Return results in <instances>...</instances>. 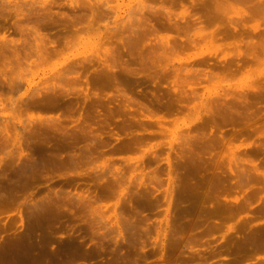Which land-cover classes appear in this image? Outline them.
I'll list each match as a JSON object with an SVG mask.
<instances>
[{"label":"rangeland","instance_id":"rangeland-1","mask_svg":"<svg viewBox=\"0 0 264 264\" xmlns=\"http://www.w3.org/2000/svg\"><path fill=\"white\" fill-rule=\"evenodd\" d=\"M46 1L0 0V36L22 41L0 50V204L16 193L14 205H0V243L14 248L6 250L9 255L0 251V264H46L49 255L34 256L30 246L38 241L46 247L47 240L50 248L64 249L60 257L72 255L75 264H264V96L257 90H264V64L259 67L246 55L224 58L223 51L215 53L201 40L187 46L185 31H170L184 45L177 53L154 45L157 35L169 31H150L146 43L134 39L147 20L158 27L164 21L142 1L152 8L171 6L174 13L188 6L192 15L198 12L195 18L201 5L213 2L48 0L45 14ZM252 1L233 4L248 10ZM29 12L32 16L24 17ZM234 12L222 13L224 22L215 24L228 25ZM255 17L258 30L250 28L256 18L243 22L246 41L259 40L264 32V16ZM187 19L193 29L205 23ZM17 23L39 27L47 36L49 59L38 57L36 48L43 44L32 32L21 33ZM11 27L15 31H6ZM219 39L218 44L230 41ZM110 47L120 53L116 60L106 51ZM16 48L22 60L14 58ZM257 50L264 59V50ZM4 58L11 63L4 64ZM210 69L221 70L222 81L197 77L199 70ZM246 71L249 75L242 74ZM56 92L60 109L36 108ZM51 158L54 163H48ZM114 179L119 182L112 193ZM80 192L92 199L80 201ZM64 197L68 212L52 216V225L45 204Z\"/></svg>","mask_w":264,"mask_h":264},{"label":"bare ground","instance_id":"bare-ground-1","mask_svg":"<svg viewBox=\"0 0 264 264\" xmlns=\"http://www.w3.org/2000/svg\"><path fill=\"white\" fill-rule=\"evenodd\" d=\"M171 2H169V3H172V2H174L175 3V1L176 0H170ZM178 1V0H177ZM212 2H213V5L212 6H210L209 4H207V2H205V4L204 5H201L200 6V8L202 9V13L200 12L199 14H201L200 16H198L197 18H195L194 17V15L197 13L198 14V12H196L194 15H192L191 14V12H190V9H189V7L188 6H184L183 7V9H182V11H180L179 13H177V12H173L172 10H171V6H169V7H167V5H160L159 7H157V8H152L151 7V5H148V4H145V3H149V2H144V1H142L141 2V4H142V7L143 8H148L149 10H150V12H153V14L155 13H157L158 12V14H160V16L161 17H163V19L160 17V19L161 20H164V21H162V23H160V27H158L159 25H155V23L154 24H149V21L147 20V22L144 24V31L142 32V33H140V32H138L137 33V36H136V38L134 37V39H136V41L139 43V41H141V40H143V41H145L144 43H146V37H147V35H150V31H153V32H157V31H169V33H166V34H162V35H157L158 37V41L156 42V44L154 43V45L155 46H157L158 44H159V46H162V48H167V49H169V51H170V53L171 52H176V51H179V49L181 48H183V46H182V44H180V43H178V41H177V35L176 34H171L170 33V31H177L178 33H180V31H185V33H186V36H187V43H186V45L187 46H191V45H197V44H200L199 42H200V40L201 41H204L205 43H208V44H211L212 46L211 47H213V51L215 52V53H217V52H219V51H223L224 53H225V55H224V58H227L228 56H231L232 55V57L234 56H236V57H241V56H245L246 55V57L247 56H249V58H252L253 59V61L255 60L256 61V65H260L259 67H263V64H264V59L262 58H260L259 57V54H258V47H260L261 49H263L264 50V32L261 34H259V36H261L260 38L258 37V39L259 40H254V39H251V40H245V36L247 37V35L248 34H246V33H248V32H246L245 31V29H243V28H246V25L243 23L245 20H247V21H253V18L255 19L256 17H255V15L257 16L258 14L262 17V15L264 16V14L262 13V12H264V6H263V3H264V0H263V2H259L258 0L256 1V0H254V3L252 4V7L250 8L249 7V9H248V7H246L248 10H246V9H242V8H236L235 6H234V4L233 3H241V2H244L243 4H246L247 2H249V4H250V2H253L252 0H231V1H229V0H211ZM210 1V2H211ZM262 1V0H261ZM50 2H52V0H50ZM179 2V1H178ZM177 2V3H178ZM246 2V3H245ZM77 3V2H76ZM76 3H75V5H76ZM180 3V2H179ZM178 3V5H180ZM182 3V2H181ZM47 4H49V1L47 0L45 3H43L42 4V7H44V13L45 14H48V12L50 13V11H49V7L48 6H46ZM173 4V3H172ZM171 4V5H172ZM203 4V3H202ZM248 3L246 4L247 6L249 5ZM71 5L72 6H74L73 5V3H71ZM175 5V4H174ZM245 5V6H246ZM79 6H80V4H79ZM109 6V5H108ZM214 6V7H213ZM251 6V5H250ZM90 7V6H89ZM213 7V8H212ZM107 8V7H106ZM96 9V8H95ZM102 10V9H101ZM228 10H229V12L230 13H232V10H234L235 12V15L234 16H236V19L233 17V15L232 16H229L228 18H226L227 20L226 21H228V25H226V24H215V22H216V20L217 19H219V20H221L222 18L221 17H219V16H221V14L223 13H225V12H227L228 13ZM231 10V11H230ZM263 10V11H262ZM16 11L18 12V14L20 13L19 11L20 10H17L16 9ZM37 11V10H36ZM39 11V10H38ZM95 12V11H94ZM193 13V12H192ZM40 14V12H38V15ZM196 14V15H197ZM222 14V17L225 15H223ZM262 14V15H261ZM23 15H24V17H31L32 16V13L31 12H29V13H23ZM43 15V14H42ZM227 15V14H226ZM190 18V20L192 21V19L193 20H195L196 22H199L198 24L200 25V23H204L203 25H202V27H194V29H193V24L190 22V21H188V19L187 18ZM253 17V18H252ZM42 18V17H41ZM19 19V18H18ZM35 19V18H34ZM39 19V18H38ZM44 19V18H43ZM159 19V21L161 22V20ZM179 19H181V20H183V22H184V20L186 21L185 22V24H183L182 25V23L180 24L179 22H178V20ZM187 19V20H186ZM224 19V18H223ZM249 19V20H248ZM257 19V18H256ZM92 20V19H91ZM225 20V19H224ZM130 24H132V20L130 19ZM218 21V20H217ZM221 21H223V20H221ZM225 21V22H226ZM257 21V23L256 24H253L252 26H250V28H252L253 30H258V28H260V22H259V20L257 19L256 20ZM193 22V21H192ZM208 22H209V24H211V25H209L208 24ZM224 22V21H223ZM246 22V21H245ZM194 23V22H193ZM20 23H17L16 25H18V27H20L19 28V30H20V32L21 33H24V32H32L33 34H34V37L35 38H37L38 39V41H37V43H38V45L40 44H43V47L41 48V47H39V48H36V51H37V53H38V57L44 62V60H47V59H49V57H50V55H49V53H48V50H47V47H46V35L44 34H42L41 32H40V29H39V27H37V26H35V25H32V26H22V25H19ZM36 24V23H35ZM209 25V26H208ZM117 27V26H116ZM116 29V28H115ZM118 29V28H117ZM133 29V28H132ZM193 29V30H192ZM243 30V31H242ZM240 31V32H239ZM245 31V32H244ZM244 34H246V35H244ZM46 36V37H45ZM76 36V35H75ZM251 36V35H250ZM129 37V36H128ZM149 37V36H148ZM156 38V39H157ZM219 38H223L224 40H230V41H227V42H223V44L221 43V44H218V42L219 41H216L217 39H219ZM2 39V41H3V43L2 44H0L1 46V48L2 49H0V50H2V52H3V50H4V47H5V49H6V46H8L9 47V45L8 44H10L11 42H13V46L12 47H14V45L15 44H17V43H21L22 41H20V39H15V40H18V41H16L15 42V40L14 39H12V40H10V41H8L9 39L7 38V36H6V34H2L1 36H0V40ZM8 39V40H7ZM36 39V40H37ZM133 39V37H132V39L131 40H134ZM145 39V40H144ZM150 39V38H149ZM35 40V41H36ZM75 40V39H74ZM131 40L130 39H128V44H130V45H133V44H131V43H133V41L131 42ZM148 40V39H147ZM220 40V39H219ZM9 43H8V42ZM20 41V42H19ZM26 41V40H25ZM216 41V42H215ZM52 42V41H51ZM131 42V43H130ZM135 42V41H134ZM125 43V42H124ZM136 43V42H135ZM214 43H216V44H214ZM6 44V46H4L3 47V45H5ZM10 44V45H11ZM26 44V43H25ZM29 44V43H28ZM179 44V45H178ZM242 44H245L246 45V50H242L241 49V45ZM152 45V44H151ZM201 45V44H200ZM236 46V52H227L226 51V49L225 48H228V47H231V46ZM15 47H17L16 45H15ZM179 47V48H178ZM128 48V47H127ZM8 49H10V48H8ZM19 49V48H18ZM161 49V48H160ZM16 50H17V48H16ZM16 50H13V51H16ZM5 51V50H4ZM57 51V50H56ZM107 51V53H108V55H110V56H112V58L113 59H117L118 57L117 56H119L120 55V53H117L116 52V49H115V47L113 48H111L110 47V49L109 50H106ZM164 51H166V50H164ZM226 51V52H225ZM1 52V51H0ZM6 52V51H5ZM20 52V51H19ZM264 52V51H263ZM15 53V59L17 58V61L18 60H22L21 59V57H20V53H18V50H17V52H14ZM28 53V52H27ZM27 53H25V54H27ZM106 53V52H105ZM168 53V52H167ZM167 53L165 54V56L167 55ZM177 53V52H176ZM6 54V53H5ZM29 54V53H28ZM28 54L26 55L27 57H28ZM175 54V53H174ZM209 54H211L210 52H209ZM214 54V53H213ZM106 55V54H105ZM108 55H106V56H108ZM172 55V54H171ZM25 56V57H26ZM109 56V57H110ZM7 57H9V56H7ZM6 57V58H7ZM20 57V58H19ZM166 57H169L170 58V55H169V53H168V55L166 56ZM6 58H4L3 60H4V64L6 63V62H8V63H11V59H13V57H11V59L9 58V59H6ZM24 58V57H23ZM14 59V60H15ZM179 60V59H178ZM39 61V60H38ZM68 61V60H67ZM254 61V62H255ZM20 62V61H19ZM34 62V61H33ZM46 62V61H45ZM66 62V61H65ZM70 62V61H69ZM40 63V62H39ZM258 63V64H257ZM34 64H35V62H34ZM64 64V63H63ZM237 65V64H236ZM62 66V65H61ZM257 67V66H256ZM231 68L233 69V67H232V65H231ZM225 69V71L227 70H230V71H232V69ZM250 68H252V67H250ZM264 68V67H263ZM213 69H210V70H199V72H197L196 74L198 75H196L197 77H204L205 79H210L212 76H214V78H215V76H216V79H219V78H221L223 75L221 74V70L220 71H215V72H213L212 71ZM234 70V69H233ZM198 71V70H197ZM255 71V70H254ZM253 71V72H254ZM220 72V73H219ZM235 71H233V73H234ZM250 72V71H246V72H242V74L244 73V75L245 74H248V73ZM62 73V72H61ZM228 73V72H227ZM64 74V73H63ZM63 74H62V76H63ZM229 75L230 74H232V72H230V73H228ZM235 74V73H234ZM253 74V73H252ZM256 74V73H255ZM255 74H253L254 75V77L256 78L258 75H256L255 76ZM249 75V74H248ZM247 75V76H248ZM250 75H251V73H250ZM25 76V75H24ZM60 76H61V74H60ZM218 76V77H217ZM200 77V79H203V77L201 78ZM252 76H250V78H251ZM253 77V78H254ZM258 77H260V76H258ZM257 77V78H258ZM214 78H212V79H214ZM254 78V79H255ZM261 78H262V76H261ZM13 79V78H12ZM229 79V78H228ZM252 79V78H251ZM260 79V78H259ZM220 81H222L221 79H219ZM263 80H264V78H263ZM261 81V80H260ZM14 82V81H13ZM20 82V81H19ZM224 82V81H223ZM15 83V82H14ZM259 83V86H260V84L262 83V81H261V83L260 82H258ZM262 85H264V82L262 83ZM67 86V85H66ZM258 86V87H259ZM15 87V86H14ZM57 87V86H56ZM58 87H59V84H58ZM61 87V86H60ZM257 87V88H258ZM18 88V87H17ZM64 89V87H61V89ZM261 86H260V88L259 89H257L258 91H259V94L262 96H264V90H261ZM58 89V88H57ZM66 90V89H65ZM64 90V91H65ZM14 91V90H13ZM63 90L62 91H60V92H62L61 94H63V92H64ZM255 91V90H254ZM57 92H58V90H57ZM57 92H56V94H54V96H46V102H44V101H42V102H40L37 106H36V108L38 107V108H40V107H46V109H48V108H58V109H60V105L62 104V98L60 97V92L57 94ZM194 92H196V91H194ZM54 93V92H53ZM263 93V94H262ZM47 95V94H46ZM55 95H57V96H55ZM94 95V94H93ZM228 95V94H227ZM255 96H256V94H255ZM258 96V95H257ZM256 96V97H257ZM260 96V97H261ZM64 98V97H63ZM233 98V97H232ZM252 98V97H251ZM254 98V97H253ZM264 98V97H263ZM65 99V98H64ZM20 100V99H19ZM18 100V101H19ZM24 100V99H23ZM222 100V99H221ZM244 101H246L245 99H243ZM243 100H241V101H239V103H242L241 105H245L244 103V101ZM249 100V102L248 103H252V102H250V99H247V101ZM254 100H256V98L254 99ZM258 100V99H257ZM256 100V101H257ZM260 100V99H259ZM258 100V101H259ZM29 101V100H28ZM255 101V102H256ZM92 102V101H91ZM102 102V101H101ZM236 102V101H235ZM16 103V102H15ZM19 103V102H18ZM68 103V102H67ZM103 103V102H102ZM223 103V102H222ZM238 103V104H239ZM248 103H246L247 105L246 106H249L248 107V109H250V106L253 104H248ZM14 104V103H13ZM17 104V103H16ZM80 104V103H79ZM233 105V104H232ZM235 105V104H234ZM240 105V104H239ZM19 106V104L16 106V107H18ZM27 106H29V108H32V106H30L29 104L27 105ZM35 106V105H34ZM89 106V105H88ZM91 106H93V105H91ZM103 106V105H102ZM219 106V105H218ZM14 107V106H13ZM20 108L21 107H23V105L21 106V104H20V106H19ZM18 107V108H19ZM28 108V107H27ZM215 108V107H214ZM234 108V107H233ZM246 108V107H245ZM232 109V108H231ZM243 109H244V107H243ZM21 110V109H20ZM218 110V109H217ZM233 110V109H232ZM60 111V110H59ZM229 111V110H228ZM244 111V110H243ZM210 112V111H209ZM223 113V112H222ZM236 113V112H235ZM229 114H230V112H229ZM234 115V114H233ZM241 115V114H240ZM212 116V115H211ZM223 116V115H222ZM241 116H243V115H241ZM58 117H60V116H58ZM49 118V117H48ZM53 119H56V118H54V117H52ZM52 118H51V120H52ZM50 119V118H49ZM58 119V118H57ZM85 119V118H84ZM253 120V119H252ZM48 121V120H47ZM209 121V120H208ZM210 121H212V120H210ZM248 121V120H247ZM57 122H61L60 120L59 121H57ZM57 122H56V120L54 121V123H56L57 124ZM56 124H54V126L56 125ZM53 126V127H54ZM58 126H60V124H58L57 125V130H58V132H66V131H63L62 130V128L63 127H61V128H59ZM52 127V128H53ZM84 127V126H83ZM55 128V129H56ZM85 130V129H84ZM51 133V132H50ZM57 133V132H56ZM241 134V133H240ZM247 134V133H246ZM245 135V134H244ZM21 137H22V135H20ZM77 136V135H76ZM52 137V136H51ZM83 137V136H82ZM23 138V137H22ZM25 138V137H24ZM61 138V137H60ZM79 138V137H78ZM19 139H21L20 137H19ZM26 139V138H25ZM47 139H49V138H47ZM45 140L46 141V146L47 145H49V144H51V142L50 141H48V140ZM38 140V139H37ZM44 141V142H45ZM62 141V140H61ZM20 142H21V140H20ZM30 142V141H29ZM50 142V143H49ZM73 142V141H72ZM25 144V143H24ZM53 144V143H52ZM69 144V143H68ZM44 145V144H43ZM71 145V144H70ZM67 146V145H66ZM48 147H50V145L48 146ZM47 147V148H48ZM87 147V146H86ZM58 148V147H57ZM65 148V147H64ZM60 150V149H59ZM57 153V152H56ZM52 154V153H51ZM59 154V153H58ZM92 154V153H91ZM21 157H23V151H21ZM57 155V154H56ZM56 155H54L55 157H57ZM63 157V156H62ZM58 159V158H57ZM48 160V159H47ZM52 158H51V160L50 161H48V163H50V162H52ZM72 160H73V158H72ZM65 161V160H64ZM73 162V161H72ZM128 162V161H127ZM52 163H54V162H52ZM61 163H62V161L60 162V164H58V166H59V168H60V165H61ZM74 163H75V161H74ZM65 164V163H64ZM105 164V163H104ZM51 165V164H50ZM54 165V164H53ZM102 165V164H101ZM100 165V166H101ZM109 165V164H108ZM201 165V164H200ZM52 166V165H51ZM107 166V165H106ZM110 166V165H109ZM25 167V166H24ZM62 167V166H61ZM99 167V166H98ZM199 167H201V166H199ZM202 167H203V165H202ZM202 167H201V169H202ZM205 167V166H204ZM203 167V169H205ZM251 167V166H250ZM61 169V168H60ZM123 169V168H122ZM200 168H199V170H201ZM48 170V169H47ZM62 170V169H61ZM115 170H116V172L119 174H115V175H117V176H120V177H122V173L123 172H121V171H123V170H121V168L120 167H115ZM209 170V169H208ZM7 171V170H6ZM5 173V172H4ZM61 173V172H60ZM114 173H115V171H114ZM42 176V175H41ZM50 177V176H49ZM31 179V178H30ZM112 180V179H111ZM117 180V179H116ZM115 179H114V182L110 185V187H109V189L111 190L110 192H114V190L116 189V185L118 184V182L116 181ZM108 181V180H107ZM29 182V181H28ZM108 182H110V181H108ZM117 182V183H116ZM120 182H121V180H120ZM119 184H121V183H119ZM190 185V184H189ZM188 185V186H189ZM1 187V186H0ZM54 187V186H53ZM117 187H118V185H117ZM55 189V188H54ZM125 189V188H124ZM14 190V189H13ZM15 190H16V188H15ZM63 191V190H62ZM55 193H57V191H55ZM73 193V192H72ZM116 193V192H115ZM124 193H126V192H124ZM16 194V193H15ZM15 194H13V193H11V194H9L8 196L7 195H5V197L7 196V198H8V200L5 198V200L3 199L2 201H1V203L2 204H0L1 205V207L3 208V206L4 207H6L7 205H14V203H15ZM59 194V196H62L63 194L61 193V195H60V193H58ZM71 194V193H70ZM57 195V194H56ZM68 195H69V193H68ZM72 195V194H71ZM77 195H78V198L80 199V201H83V202H87L86 200H91L92 199V195L91 194H88V192L86 193V192H84V193H77ZM76 195V196H77ZM125 195V194H124ZM3 196V195H2ZM66 196V195H65ZM100 196V195H99ZM113 196V195H112ZM107 197V196H106ZM48 198V197H47ZM47 198H46V200H47ZM60 198V197H59ZM122 198V197H121ZM49 199V198H48ZM64 199V200H63ZM62 199V201H61V203H46L45 205H46V208H45V206H44V204H43V206H44V208L46 209V212H43V213H46L45 215H46V221L51 217L52 218V216L53 217H55V219H57L56 217H58V218H61L60 216H66V212H68V210L66 211V199H65V197ZM68 199V198H67ZM73 201H74V199H73ZM125 203V202H124ZM40 204H38L37 206H39ZM119 205H120V199L118 200V201H116L115 202V210H114V213H115V217H116V219L119 221V218L121 219L122 218V212L120 211V212H118V209H117V207H119ZM41 206V205H40ZM8 207V206H7ZM42 208V207H41ZM66 208V209H65ZM41 210V209H40ZM71 210V209H70ZM84 212V211H83ZM97 213V212H96ZM48 214H50V215H48ZM75 214V213H74ZM100 215V214H99ZM44 216V215H43ZM45 217V216H44ZM51 218L49 219V221L51 222V221H53L54 222V220H53V218H52V220H51ZM123 218H125V217H123ZM85 219V218H84ZM94 220V219H93ZM123 220V219H122ZM56 221H59V219L58 220H56ZM65 221V220H64ZM86 221V220H85ZM91 221V220H90ZM63 222V221H62ZM95 222V221H94ZM48 223V222H47ZM57 223V222H56ZM69 223V222H68ZM51 224H52V222H51ZM50 224V225H51ZM63 224V223H62ZM52 225H54V224H52ZM57 226V225H56ZM55 227V226H54ZM89 228V227H88ZM49 229V228H48ZM82 229V228H81ZM91 229V228H90ZM97 229V228H96ZM53 230V229H52ZM52 230H51V232H52ZM72 230V229H71ZM78 231V230H77ZM78 233V232H77ZM95 233V232H94ZM74 234V233H73ZM51 234L49 233V235H48V239H50V241L51 240H53L52 239V236L53 235H51ZM50 236V237H49ZM54 237H56V236H54ZM81 240V239H80ZM259 240V239H258ZM48 241L49 240H47L46 241V247H43L38 241H37V243H31V246H30V248L31 247H33L34 249H33V251L35 252L36 251V253H34L33 255L34 256H37V255H44V253L46 254V255H49L48 257H46V264H56V260H59L58 261V263L57 264H75V263H73V259H72V255H71V257H67V256H64V257H60V256H63L64 255V249L61 251L60 250V248H55V245L53 244V246L50 248L49 247V245L51 244V243H48ZM31 242V241H30ZM30 242H28L27 244H30ZM33 242V241H32ZM53 242V241H52ZM263 242V241H262ZM55 243V242H54ZM86 243V242H85ZM11 243L9 242V243H0V251H2L3 253L5 252V253H8L7 255H9L11 252H10V250H12V249H10L11 247L10 246H12V245H10ZM26 245V244H25ZM64 245H66V244H64ZM27 247V246H26ZM56 247H58V246H56ZM12 248H13V246H12ZM64 248V247H63ZM8 249H10L9 251H6V250H8ZM14 249V248H13ZM27 249H29V247H27ZM46 251V252H45ZM63 253V255L60 253ZM10 252V253H9ZM87 253V252H86ZM94 253V252H93ZM66 255L68 254V253H65ZM72 254V253H71ZM60 255V256H59ZM82 255H83V253H82ZM81 255V256H82ZM15 256V255H14ZM11 257V256H10ZM13 257V256H12ZM38 257V256H37ZM52 257H57V259H55V258H52ZM75 257V256H74ZM87 259V258H86ZM15 260V259H14ZM117 261V260H116ZM13 261H11V263H12ZM44 262V261H43ZM75 262V261H74ZM14 263H15V261H14ZM14 263H12V264H14ZM80 263V262H79ZM89 263V262H88ZM87 263V264H88ZM83 264H85V263H83ZM116 264V263H115Z\"/></svg>","mask_w":264,"mask_h":264},{"label":"flooded vegetation","instance_id":"flooded-vegetation-1","mask_svg":"<svg viewBox=\"0 0 264 264\" xmlns=\"http://www.w3.org/2000/svg\"><path fill=\"white\" fill-rule=\"evenodd\" d=\"M10 23H11V25L14 24L13 21H11ZM3 26H4V25H3V21H2V15H1V13H0V31H2V27H3ZM6 31H15V30L13 29V27H11V28H7Z\"/></svg>","mask_w":264,"mask_h":264}]
</instances>
